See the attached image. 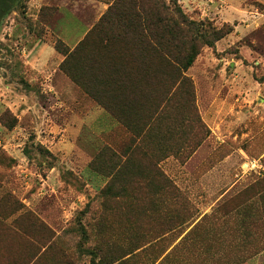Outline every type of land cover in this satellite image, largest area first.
Returning <instances> with one entry per match:
<instances>
[{
  "label": "rangeland",
  "instance_id": "1",
  "mask_svg": "<svg viewBox=\"0 0 264 264\" xmlns=\"http://www.w3.org/2000/svg\"><path fill=\"white\" fill-rule=\"evenodd\" d=\"M114 1L14 0L0 20V264H149L152 243L186 230L196 200L230 193L227 213L264 202V0H174L192 36L224 34L212 47L199 35L184 80L134 21L143 4L123 0L102 21ZM140 60L151 76L136 112L94 99L95 67ZM214 113L217 151L204 121ZM250 116L256 159L234 151L250 145ZM231 152L228 178H205ZM247 160L262 168L244 173ZM154 193H178L169 203L187 217L164 226L154 205L166 198Z\"/></svg>",
  "mask_w": 264,
  "mask_h": 264
},
{
  "label": "crops",
  "instance_id": "2",
  "mask_svg": "<svg viewBox=\"0 0 264 264\" xmlns=\"http://www.w3.org/2000/svg\"><path fill=\"white\" fill-rule=\"evenodd\" d=\"M80 26V25H79ZM83 31V36L79 35L81 39L86 34ZM80 39V40H81ZM78 40V42L80 41ZM142 50V48H140ZM137 51V49L133 50ZM142 59V58H141ZM148 63L143 60L133 62H119L101 64L94 68L93 79V96L95 100L107 101H119L128 103L129 101L136 103L131 108L128 106L127 110L131 113L136 112L143 102V98L148 94ZM258 116H250V123L253 125L252 130H248L246 136L250 145L241 148H237L236 152H239L241 158H254L256 153L260 150L257 148L256 153L253 150L255 144V136L259 135L263 130L262 127L260 133H255V129L259 128L258 125L253 123L257 122ZM260 119L264 118L259 116ZM219 114L214 113L207 117L205 123L213 132L211 135V141L209 145L212 149L217 151L216 147H221L222 143H217L213 140V134H216L211 128L213 125H217ZM222 122V121H221ZM259 124V123H258ZM212 125V126H211ZM245 129L248 126L245 124ZM258 130V129H257ZM245 136V135H244ZM225 143V141H224ZM252 143V145H251ZM216 145V146H215ZM227 146V145H226ZM264 147V146H263ZM223 145V150L225 149ZM212 153V151H211ZM210 153V154H211ZM216 153L211 154L210 162H217V157H214ZM224 153L220 155V160L214 167L205 173V178H212L214 182H219L228 178L230 163L233 155ZM264 154V153H263ZM263 154L259 155L261 159ZM223 157V158H222ZM222 158V159H221ZM256 159V158H254ZM244 161L241 164V168L244 173L252 172L248 169V162ZM259 162V160H256ZM262 168L259 166V169ZM256 169L254 171H258ZM156 197H163L166 200H158L155 207L162 209L163 219L161 217L164 226H169L173 223H178L182 218L187 217L186 208L181 204L174 203L170 205L169 198L172 195L178 193H154ZM197 193H195V197ZM208 195L205 193L206 198L215 197V193ZM230 193H221L216 196L215 200L195 201L194 206L190 207L189 213L193 216L188 222V227L182 230L180 235L173 238L172 242L167 240H161L157 238L154 250L148 253L149 264H264V202L258 197L254 198L256 206L248 207L245 203L237 208L236 212L227 211L223 208L221 200L228 196ZM173 197V196H172ZM221 203L220 205H218ZM154 207V208H155ZM219 208V210H218ZM218 210V211H217ZM258 212V213H257ZM230 214V216H229ZM257 214V215H256ZM148 219L152 220L151 214L148 215ZM247 219V222L245 220ZM167 235H165L166 237ZM154 252L159 253L156 258Z\"/></svg>",
  "mask_w": 264,
  "mask_h": 264
},
{
  "label": "trees",
  "instance_id": "3",
  "mask_svg": "<svg viewBox=\"0 0 264 264\" xmlns=\"http://www.w3.org/2000/svg\"><path fill=\"white\" fill-rule=\"evenodd\" d=\"M132 5L141 6V13L139 11L134 13L135 19L140 26L141 31L147 32L149 39L150 50L153 54H157L159 59H162L165 66L173 69V74L176 79L184 80V72L187 71L193 64L195 57L199 54L198 49L195 45V40L200 38L204 39V44L207 47H212L213 43L223 38L224 34L221 31H213L211 33V39L205 30H197L198 35L192 36L194 28L198 29L194 22L186 18L180 8L177 6L176 1L170 0L172 3L173 14L166 4L165 0H130ZM14 0H0V20L6 13V10L10 8V4ZM123 0H115L109 10L104 14L102 21L105 20L106 16L113 10H117L121 7ZM133 14V13H132ZM143 15V16H142ZM145 15V16H144ZM163 31V37L156 35L157 31L155 28ZM89 35V34H88ZM144 37V36H143ZM85 43V40L81 45ZM74 49L72 52L67 53V57L75 53ZM63 67V66H62ZM183 72V73H182ZM151 76V70L149 72ZM170 78H173L170 74ZM166 184L170 186V181L164 178Z\"/></svg>",
  "mask_w": 264,
  "mask_h": 264
},
{
  "label": "built area",
  "instance_id": "4",
  "mask_svg": "<svg viewBox=\"0 0 264 264\" xmlns=\"http://www.w3.org/2000/svg\"><path fill=\"white\" fill-rule=\"evenodd\" d=\"M259 168V164L257 161L255 160H251L248 162V169L249 170H255V169H258Z\"/></svg>",
  "mask_w": 264,
  "mask_h": 264
}]
</instances>
